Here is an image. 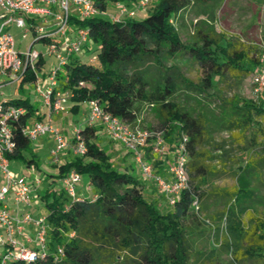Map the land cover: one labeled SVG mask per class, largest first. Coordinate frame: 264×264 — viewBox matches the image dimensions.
Here are the masks:
<instances>
[{"label": "trees", "instance_id": "1", "mask_svg": "<svg viewBox=\"0 0 264 264\" xmlns=\"http://www.w3.org/2000/svg\"><path fill=\"white\" fill-rule=\"evenodd\" d=\"M106 1L128 7L137 2L93 3L105 13ZM221 2L151 0L139 20L135 16L112 22L104 15L84 20L71 18V27L85 29L88 40L78 54L67 58L58 74V89L69 93L68 113L78 114L82 106L93 101L106 113L134 127L141 108L153 107L160 119L157 131L163 133L171 149L175 151L185 138L189 188L181 192L171 210L159 212L144 199L142 181L129 170L112 165L107 152L97 143L98 129L83 123L78 129L86 149L84 154L72 152L69 159L54 164L52 172L41 175L46 186L37 191L36 198L38 206L46 207L42 215L47 224L45 257L33 263L12 260L10 264H223L218 258L220 251L227 253V264L264 261V212L257 209L261 199L256 190V185L264 189V157L256 161L248 157L244 161L236 187L222 193L228 201L215 225L204 213L203 201L211 196L202 193L200 187L208 176L217 173L211 165L228 155V146L215 144L207 149L212 142L204 118L185 111L175 100L177 95L192 93L210 101L219 80L227 76L244 78L260 65L256 47L217 32L212 24L195 23L190 37L182 40L179 21L182 22L183 11L200 6L213 9ZM37 35L33 31L32 40ZM41 42L47 44L49 40L42 37ZM89 44L96 48L84 58L81 53ZM178 60L198 67L196 83L184 77L176 64ZM34 66L36 70L42 68L41 56ZM35 80L36 74L27 68L17 82L19 89ZM260 95L258 102L229 104L237 115L226 129L238 130L240 135L249 133L242 149L251 153L256 149L264 151V144L258 141L264 138V127L257 122L264 118V92ZM1 101L22 111L16 120H9L14 148L6 158L9 163L23 162L27 168L40 171L23 129L34 120H42L44 112L28 98L2 97ZM253 122L258 126L254 127ZM73 144L72 138L70 147ZM71 171L86 180L93 192L91 196L78 187L75 198L66 194L61 181ZM195 197L198 215L191 206ZM189 213L207 228L208 242L215 239L213 248H197L193 231L184 225ZM57 246H62L63 255L54 261ZM3 251L0 247V254Z\"/></svg>", "mask_w": 264, "mask_h": 264}, {"label": "built area", "instance_id": "2", "mask_svg": "<svg viewBox=\"0 0 264 264\" xmlns=\"http://www.w3.org/2000/svg\"><path fill=\"white\" fill-rule=\"evenodd\" d=\"M150 2L151 0H137L133 7L115 3L117 13L109 14L107 11L101 13L95 7L93 0H0V89L17 83L27 68L36 74L34 65L41 54L32 51L31 47L35 42L41 41L42 37L49 40L46 44L48 53L54 55L58 63V67L50 70L44 77L39 78L36 74L35 94L41 100L40 107L44 109V117L42 120H34L23 129L30 142H36L46 136L53 139L54 147L50 151L52 163L58 162L59 154L67 147L60 129L53 121L55 114L67 112L69 97L68 92L58 89V74L60 68L66 64L67 58L78 54L88 40L85 29L71 27V18L84 20L104 15L112 22H121L135 17L138 12L145 13ZM10 26L23 31L22 39L32 36L33 31L38 33L26 52L20 53L15 48L14 38L7 30ZM261 62L264 63V55L261 56ZM253 82L258 88L257 93L264 91V73H256ZM86 105L88 107L86 125L103 126L114 142L134 155L145 179L154 180L162 195L168 197L169 205L174 206L181 192L189 188L187 157L183 144L185 138L172 154L168 166L170 181H166L160 176H153L154 167L143 161L139 153V148L146 146L150 138L154 142L153 153L156 155L164 153L162 132L150 133L131 127L106 113L96 102L90 101ZM20 114H22L21 109H16L0 100V177L3 182L0 185V247L4 248L0 254V264H10L12 260L33 263L45 257L47 238L45 217L35 218L30 213L19 215V210L32 206L33 186L25 176L16 175L10 170V163L6 158L14 148L9 120H16ZM72 138L74 139V144L71 146L73 154H84L86 149L78 127L72 130ZM80 181V175L71 171L62 179L61 187L69 197L75 198ZM35 183L40 182L36 180ZM9 202L15 206V214L10 211ZM191 206L193 212L198 215L199 204L196 197ZM25 224L31 225L33 229L34 236L30 240L33 248L26 247L15 238L23 232ZM69 236L72 238L74 234L71 233ZM62 255V246H57L53 255L54 261L59 260Z\"/></svg>", "mask_w": 264, "mask_h": 264}, {"label": "rangeland", "instance_id": "3", "mask_svg": "<svg viewBox=\"0 0 264 264\" xmlns=\"http://www.w3.org/2000/svg\"><path fill=\"white\" fill-rule=\"evenodd\" d=\"M110 8L111 11H113L111 13H117L116 5L112 4L110 5ZM213 13H215V16H213ZM144 16L145 13L144 15H136V19H142ZM181 17L182 22L179 21V32L182 40L188 39L193 32V25L200 22L205 25L212 24L217 32H222L229 37H237L245 45H252L260 52V55L258 54L260 65L255 67V72L244 78L227 76L219 80L218 85L216 86V93L210 101L197 97L192 93H188L187 95H177L175 98L185 111H188L194 116H202L204 118L208 130V139L212 142L207 149H212L215 144H226L228 146L225 149L229 151L228 155L221 157L218 162H214L211 165V167L217 170V173L208 176L204 180V184L200 187L202 193L211 196L209 200L206 199L203 201L206 205L207 212L204 213L216 225L218 224L217 221L219 216L224 211L225 204L228 201V197L223 196L222 193L236 187L238 173L240 168L244 165V161L247 160L248 157L254 159V161L258 160V158L264 157V151L260 149H256L252 153L251 151H245L242 149L245 147L249 133H241L240 135L238 130L229 131L226 129L227 124L234 118L236 119L237 115L233 106L229 105L230 103L237 105L243 100L258 102V98H262V95H260L261 93L256 92L258 88L253 82V76L256 73H264V63L261 62V56L264 55V0H222L220 6H216L213 9L211 6L188 8L180 14V18ZM7 30L14 38L15 48L20 53L26 52L28 47L32 44V37L29 36L27 39H22L21 34L23 31L14 28L13 26H10ZM95 48L96 46L89 44L84 48L81 55L84 58H88V56L91 55L90 52ZM31 50L40 53L43 60L42 68L36 71L39 78L46 75L53 68L58 67L55 56L48 53V46L46 44H43L41 41L35 42L31 47ZM250 56H253V54ZM176 64L181 68V72L185 78L195 83L198 81L200 70L197 66L191 65L184 60H178ZM61 69L62 68H60V71ZM2 97L28 98L36 107H38V103L41 102L40 98L35 94L34 84L25 85L21 89H19L18 83L3 86L0 89V100ZM80 115V112L78 114H70L69 117H72V120H68L66 125L65 120H63L64 122L61 121L62 123L56 122V125L60 128L61 134L67 144L66 149L59 154L57 163H61L63 159L73 155L72 152L69 151V148L71 149L72 126L79 125L80 121L78 119ZM159 121V115L153 107L143 106L141 108L138 122L134 127L146 130L150 133H155L160 128ZM257 122L258 124L261 123L262 127H264V118H259ZM83 123H85V121ZM252 124L254 127L258 126L254 122ZM96 128L100 131L97 135V143L107 152L112 165L115 168L129 170L131 175L142 181L144 184V199L155 206L159 212H167L171 210L172 207L169 205L168 197H166L164 193V195H162L154 180L145 179L139 164L135 161L134 155L130 154L122 145L114 142L110 137L105 138L104 136H106V132L104 128L99 125H97ZM47 137L49 136L39 138L36 142H31L30 144V150L36 154L35 160L39 163V172L52 171V165L57 164L52 163V158L50 156L51 150L50 147L46 146L47 144L45 142ZM163 141L164 153L155 155L157 156V158H155L152 154L154 142L153 139L150 138L147 141L146 146L139 148L141 159L155 167L157 163L166 161L168 158L172 157L174 149L169 147V143L166 142L164 138ZM258 141L259 144H264V138H259ZM9 167L14 174L25 176L30 183L28 179L31 176L30 170L23 162H10ZM164 167L166 169L167 165ZM32 172H34V175L38 173L36 170ZM162 172L164 174H162ZM159 175L160 177H164V170L153 174V176L156 177ZM37 176V178L40 179H38L40 184L37 189L40 191L46 185L44 180L40 178L39 175ZM86 187H88V185H86V180L82 178L78 184V188L85 189ZM256 190L258 192V197L261 199V203L258 205L257 209L264 212V189L258 188L256 185ZM92 193L91 189L87 195L91 196ZM36 211L38 214H36L34 210L33 217L38 218L39 216H42V214H45L46 207L39 206ZM184 225L193 231L194 242L197 248H213L212 242L215 244V239L213 240L212 238L213 241L210 242L211 244L208 242L207 237L209 234L207 228L197 220L193 219V216L190 213L187 215ZM218 258L223 264L229 262L227 253L223 251L218 253ZM247 264H264V261H254Z\"/></svg>", "mask_w": 264, "mask_h": 264}, {"label": "crops", "instance_id": "4", "mask_svg": "<svg viewBox=\"0 0 264 264\" xmlns=\"http://www.w3.org/2000/svg\"><path fill=\"white\" fill-rule=\"evenodd\" d=\"M106 3H107V12L109 13V14H113V13H111V12H113V11H111V8H110V5H115L114 3H112V2H110V1H106ZM137 15H144V13H141V12H138L137 13ZM38 106H39V108H40V111H42V112H44V109H42L41 107H40V103H38ZM87 112H88V107H87V105H84V106H82L81 108H80V113H81V115L79 116V125L78 126H80L84 121H85V119H86V115H87ZM67 114H69V115H67ZM70 116V113H68V111L67 112H62V113H57V114H55L54 115V117H53V121H54V124L56 125V122H64L63 120H65L66 121V123H65V125L67 124V121L68 120H70L71 118L69 117ZM72 120V119H71ZM61 122V123H62ZM99 126H101L100 124H98ZM57 126V125H56ZM78 126H72L73 127V129L75 128V127H78ZM97 125H95V127H96ZM58 127V126H57ZM102 128H104L103 126H101ZM59 128V127H58ZM60 129V128H59ZM105 130V129H104ZM106 132V131H105ZM98 133H100V131H97V135H98ZM108 135V133L106 132V136H104L105 138H108L109 137V135ZM45 142H46V146H48V147H50V150L54 147V142H53V139L51 138V137H47L46 139H45ZM36 148V147H35ZM66 149V148H65ZM64 151V150H63ZM69 151L70 152H72L71 151V149L69 148ZM32 154L34 155V157L36 156V154H34V152L32 151ZM71 154V153H70ZM153 155H154V157L155 158H157V156H155L156 154H154V153H152ZM72 156V155H71ZM70 156V157H71ZM70 157H68V158H65V159H69ZM65 159H63V160H65ZM62 160V161H63ZM170 160H171V157L170 158H168L166 161H162V162H160V163H157V165L154 167V169H155V173H157V172H161V170H164V172H165V176L164 177H162L163 179H165L166 181H170V177H169V174H168V166H169V162H170ZM61 161V162H62ZM48 164H51V163H48ZM165 165H167V167H166V169H165ZM53 166V165H52ZM29 170H30V174H31V176L28 178L29 179V181H30V183L32 184V186H33V191H32V193H31V197H32V206L30 207V208H22L21 210H19V215H23V214H27V213H30V214H32V216H34L33 214H34V210H35V212H36V214H38L37 213V209H38V202H37V198H36V193H37V191H38V186H39V184H37V183H35V181L36 180H38L39 178H37L38 176L37 175H39V177L40 178H42V173H45V172H39L38 171V173L36 174V175H34V172H32V171H35L36 169H35V167H31V168H28ZM37 171V170H36ZM53 171V170H52ZM51 170L49 171V172H52ZM33 173V174H32ZM29 174V175H30ZM162 174H164L163 172H162ZM17 175V174H16ZM160 176V175H159ZM40 180V179H39ZM40 182V181H39ZM3 182H2V179H1V177H0V185L2 184ZM143 188H144V184H143ZM81 189V191H87V189H88V191L87 192H85L86 194H89V191L91 190V188L88 186V187H86L85 189H83V188H80ZM144 190V189H143ZM8 207H9V209H10V211L12 212V214H15V212H16V209H15V206L12 204V202H9V204H8ZM43 215V214H42ZM15 238L21 243V244H24L26 247H30V248H33V244L31 243V239L33 238V229H32V227H31V225H29V224H25L24 226H23V232L20 234V235H16L15 236Z\"/></svg>", "mask_w": 264, "mask_h": 264}]
</instances>
